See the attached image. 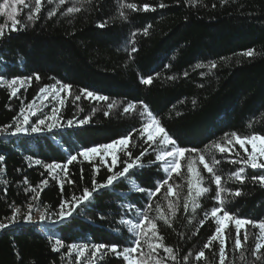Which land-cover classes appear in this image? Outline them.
<instances>
[{"label": "trees", "instance_id": "16d2710c", "mask_svg": "<svg viewBox=\"0 0 264 264\" xmlns=\"http://www.w3.org/2000/svg\"><path fill=\"white\" fill-rule=\"evenodd\" d=\"M74 2L55 5L45 0L39 19L26 27L22 25L27 23L29 9H24L18 17L22 22L17 25L20 30L7 34L8 30L0 39V76L33 77L15 96L9 88L0 86V128L12 124L22 108L27 111L29 103L35 101L36 105L40 88L54 84L72 86L71 95L61 93L65 101L61 126L40 134L0 135V155L5 158L0 161V220L6 221L14 207L27 210L29 204H35L33 211L39 207L47 209L53 220L62 200L80 196L85 187L91 188L94 177L98 182L105 181L111 174L105 164L107 161L110 166L111 158L106 153L90 161L78 156L77 161L67 165V175L61 169L49 173L43 167L49 163L65 165L71 155L83 148L108 144L131 134L129 150L133 157L148 148L142 159L144 167L131 170L128 179L95 194L72 217L46 223V235L25 222L0 231V264H74L75 255L67 254V245L72 243L131 246L133 234L120 224L121 219L136 222L137 209L155 217L157 202L167 211L163 190L153 198L136 191L141 186L152 189L166 178L163 165L152 163L155 146L149 147L151 142L144 143L138 134L145 121L140 114L143 105L160 119L179 147L196 148L206 159L215 156L221 161L217 169L223 186L242 191L239 197L222 194L226 210L239 218L264 220V187L250 179L264 174V170L246 168L244 175L249 179L244 184L229 180L243 166L232 163L243 150L235 145L231 152L221 154L212 147L217 142L223 145L225 135L233 132L241 136L264 135V0H80L77 6L81 11L65 15ZM125 2L138 7L148 3L156 10L123 9L127 14L124 19L120 11ZM160 3L167 6L159 8ZM49 10H56V15L50 17ZM101 23L106 26L99 27ZM145 27L149 29L147 35ZM250 49L255 54L244 56ZM213 62L217 67L210 70L208 65ZM197 64L205 67L197 68ZM36 74L39 80L34 78ZM149 76L152 83H142V78ZM85 89L109 99L87 97ZM77 95L79 100L75 99ZM109 103L115 107L109 109ZM129 103L136 105V111L125 113L123 109ZM53 106H59L57 101L43 107V114H50ZM87 117H91L87 124L67 126L69 119ZM31 119L35 121L37 117ZM117 155L121 160L125 158L120 150ZM36 160L42 164H35ZM186 163L182 161L181 176L173 174L170 181L182 186L177 189L180 199L176 216L171 218V226L157 221L164 244L173 247L177 259H167L163 249L157 250L158 255L165 258V264H218V241L210 249L203 248L217 226L214 218L204 215L211 207L219 206L212 198L217 189L197 163L204 177L203 186L211 190L199 198L200 208L190 214L183 207L187 194ZM94 166L99 168L98 173ZM122 167L118 163L113 170ZM43 180L48 181L46 186L41 184ZM29 187L37 188L38 200L33 201V193L25 191ZM149 203L152 210L147 208ZM246 227L249 239L244 243L242 229L245 260H241L240 252L232 251L235 229L229 222L225 233L229 256L226 264H264L253 254L258 229ZM57 239L65 244L58 252L52 250ZM201 250L205 251V258L196 261ZM98 264L125 262L109 253Z\"/></svg>", "mask_w": 264, "mask_h": 264}, {"label": "snow or ice", "instance_id": "6c2138e0", "mask_svg": "<svg viewBox=\"0 0 264 264\" xmlns=\"http://www.w3.org/2000/svg\"><path fill=\"white\" fill-rule=\"evenodd\" d=\"M54 0H47L48 4H52ZM90 2V0H89ZM224 3H227L228 0H223ZM45 0H2L0 2V16H6L7 20L11 22V28L7 34H10L11 31H18L17 25H21L22 22L17 18L19 15L18 6H21L22 9H29L26 15V22L22 26L26 27L32 21L39 19V14L42 11L43 4ZM60 5H64L66 0H58ZM80 3V0H75L71 7L67 8L65 15H70L73 13H78L81 11V8L77 6ZM167 5L160 3L159 8H165ZM120 17L127 19V14L123 9H128L131 11H155L156 8L150 6L148 3H144L142 6L138 7L136 3H122L121 4ZM48 15H56V10H49ZM105 23H101L99 27H105ZM8 27L7 23L0 24V39H3L6 35L5 29ZM150 27V26H149ZM148 27L144 28V34H148ZM135 35V33H133ZM137 49L132 48V51L135 52ZM254 50H248L243 53L244 56L252 57L254 55ZM197 68H203L205 65L197 64ZM209 69H215L217 64L215 62L208 65ZM187 75V73H185ZM36 80H39L40 77L38 74L34 77ZM32 76L29 77H13L11 79H5L3 76H0V86L7 85L11 88V95L15 96L20 90V87L24 85L25 81H31ZM142 83L151 84L152 77L142 78ZM70 84H60L45 86L39 89V93L42 95L43 101H48L49 97H53L59 106H53L50 114H43L42 108L38 105H35V101L29 103L25 109H21L19 116L14 118L12 124L6 125L3 128H0V135H31V134H40L45 130L51 131L54 128L61 126V107L64 105V98L61 97V93H68L71 95ZM84 93L87 97L99 101H108L107 96L97 95L91 91L84 90ZM76 100L80 99V96H75ZM195 103V101H193ZM109 109L115 107L113 103L108 104ZM123 111L128 113L130 111H136V105L129 103L124 107ZM41 113L40 116L37 114ZM145 117L143 127L138 130V134L144 143L151 142L149 147L155 146L153 148L156 151L155 160L152 161L154 164L163 165V172L166 173V178H162L152 189H146L145 187H138L136 191L140 193H145L149 198L155 197L157 194L164 191V199L167 203V211H165L162 206L157 202L156 203V212L155 217H150L147 211L141 212L137 209V214L139 219L136 222H133L129 219H121L120 224L127 227V231L133 234L131 240V246L121 247V245L113 243H94V244H77L72 243L67 245L68 255L72 256L75 254L74 264H98L99 261H102L106 255L109 253L121 257L125 264H165V258L158 255V249H163L167 253V259L175 261L177 259L173 247L167 246L164 244V237L159 234L157 221H163L168 226H171V218L176 216L179 205L177 201L180 199V193L177 189L181 188V185L175 183H170L173 180V174L176 176H181L182 161H187V194L184 196V205L185 209H188L189 203H191L192 210L200 208L198 202L199 198L206 193L210 192L209 187L204 185V177L201 171L196 166L197 163L202 165L203 169L209 174L211 183H214L216 186V193L212 197L218 202L219 206L211 207L210 211L204 213L205 217H212L215 220L214 233L208 237L206 243L203 245L204 249H210L214 241H218L219 250H218V264H226L229 256L226 251V229L229 228V222L232 223L235 229V239L232 251L240 252V259L245 260L243 248L244 243L249 239V232L246 226H251L254 229H258V234L255 236V239L258 241L255 243L253 254L256 256L257 260L264 261V253L261 252L264 249V220H252L247 218H239L235 216L230 211L224 208L226 198L222 194H227L231 197H239L242 195L240 189L231 190L223 186L222 184V175L219 174L217 166L221 164L219 159H216L215 156L211 157V160L206 159L205 155L200 154V151L196 148L188 149L184 147H179L170 136L169 132L162 125L160 119H158L153 113L149 110L147 105H143V111L140 113ZM32 117H37L35 121H32ZM91 117L80 120H67V126L72 127L76 125H84L89 123ZM9 129H13L9 132ZM131 134L126 135L120 139L114 140L108 144H102L98 146L86 147L77 154L71 155L66 161L65 165L59 163H49L44 164L43 167L49 171V173L55 172L57 169H61L65 175L68 174L67 165L77 161L78 156H82L84 160H91L94 157L101 156L102 153H106L111 156L110 166L108 162L105 161L106 166H108V171L111 173L107 176L106 180L103 182H98L95 177L91 181V188L85 187L80 196L73 195L70 200L65 199L59 205V211L55 213V219L52 220V223L63 222L64 220L73 216L77 209L86 203H90L94 198L95 194H98L101 190L107 189L113 186L116 182L122 179H128L131 170L141 169L144 167L142 163L143 157L147 154L148 148H144L140 154L136 157L132 156V152L129 150V145L131 142ZM225 143L222 145L217 142L212 147L218 149L221 154L225 152H231L232 148L235 145H239V148L243 150V154L237 153L239 157L238 160L232 161V163L242 164V167H239L238 170L233 172L228 179L235 180L239 184H244L245 180L249 179L244 175L246 168H251L253 170L261 169L264 170V135L260 134H250V135H239L235 132L231 134H226L224 137ZM251 146V150L247 147ZM117 146L119 150L123 152L124 159L121 160L117 155ZM158 149V151H157ZM186 154L188 156L186 157ZM4 156L0 155V161H3ZM122 164L123 167L118 171H114L118 165ZM35 164L41 165L40 160H36ZM95 173L99 172V168L94 166ZM158 170L159 167H158ZM3 171V169H0ZM81 177L83 178V169H81ZM55 178V177H54ZM251 181L259 184L261 187H264V174L253 175L250 177ZM70 183H75V181H69ZM25 183L27 180L25 179ZM42 185H47L48 181H41ZM61 190H63V184L61 183ZM25 191H30L33 193L32 200L36 201L39 199V192L36 187L26 188ZM174 198V199H173ZM35 204H29L27 211L22 213L20 207H14L12 215L6 218L5 220H0V231L9 228L12 225L18 224L21 220L25 223L33 222V209ZM148 210H152L153 205L149 203L147 205ZM222 213V215H221ZM170 214V215H169ZM49 219L48 211L45 209L41 212L39 216L40 222H47ZM204 221H200L201 227L203 226ZM244 230L243 241L242 243L240 236L241 230ZM144 245L147 246V251L144 250ZM65 244L57 239L53 245V251H60L61 248H64ZM202 258H205V251L201 250L196 255V261H200ZM187 260V257H184ZM234 264V262H233Z\"/></svg>", "mask_w": 264, "mask_h": 264}, {"label": "rangeland", "instance_id": "374dc122", "mask_svg": "<svg viewBox=\"0 0 264 264\" xmlns=\"http://www.w3.org/2000/svg\"><path fill=\"white\" fill-rule=\"evenodd\" d=\"M67 1H70V0H66V2H67ZM53 3H54L55 5H60V4L58 3V0H54ZM18 11H19V15H20L22 12H24V9L21 10V6H18ZM19 15H18V17H19ZM18 17H17V18H18ZM5 23H7V25H8V27L5 29V32H7V31L11 28V22L7 20V17H6V16H0V24H5ZM26 85H27V81H25L24 85L21 86L20 88H24ZM2 86H5V87L9 88L6 84H5V85H2ZM9 89L11 90V88H9ZM54 101H56V100H55L53 97L50 96L48 101H43V103H42V95L40 94L39 99H38L36 105H38V106H40L41 108H43V107H45L47 104H48V105H51V103L54 102ZM38 113H39V112H38ZM248 147H249V150H251V146L248 145ZM118 150H119V146H117V151H118ZM107 156H108L109 158H111L110 155L107 154ZM201 197H202V196H201ZM201 197H200V198H201ZM26 211H27V210H22V209H21V212H22V213H24V212H26ZM187 211H188L190 214L194 212V211L192 210L191 203H189V207H188ZM41 212H43V210H42L40 207H39L38 209H36L35 211H33V213H32V215H33V222H32V224H34V226H35V228L37 229L38 232H40L41 234L46 235V234H47L46 223L51 222V221H52V218L49 217V219H48L47 222H40V221H39V216H40ZM21 222H23V221L21 220ZM144 246H146V245H144ZM146 247H147V246H146ZM147 250H148V249H147ZM147 250H145V251H147ZM74 255H75V254H74ZM249 264H257V263H256V261H252V262H250Z\"/></svg>", "mask_w": 264, "mask_h": 264}]
</instances>
